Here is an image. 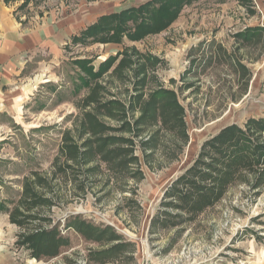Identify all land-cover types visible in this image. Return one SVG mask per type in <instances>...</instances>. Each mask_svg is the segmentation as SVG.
Instances as JSON below:
<instances>
[{"label": "rangeland", "instance_id": "374dc122", "mask_svg": "<svg viewBox=\"0 0 264 264\" xmlns=\"http://www.w3.org/2000/svg\"><path fill=\"white\" fill-rule=\"evenodd\" d=\"M147 1L8 5L24 25L54 8L109 13ZM256 27L264 28V0H194L142 40L77 43L57 60L39 57L0 113V264H264V161L238 165L217 201L210 190L220 189L205 179L223 169L210 141L264 118V31L243 36ZM111 56L96 79L75 64L93 59L97 69ZM160 90L184 108L179 121L151 117L146 104ZM186 178L211 198L199 200ZM170 190L203 208L186 213L181 198L172 207ZM50 231L64 243L34 258L31 236Z\"/></svg>", "mask_w": 264, "mask_h": 264}, {"label": "trees", "instance_id": "16d2710c", "mask_svg": "<svg viewBox=\"0 0 264 264\" xmlns=\"http://www.w3.org/2000/svg\"><path fill=\"white\" fill-rule=\"evenodd\" d=\"M193 1L194 0H149L144 4L131 9L122 10L118 13L105 14L100 17L96 23L90 25L85 31H83L81 35L75 36L73 43H80L87 46L91 43L104 44L109 42L118 44L119 42L122 43L125 37L129 41L133 42L142 40L150 33L161 32L166 26L177 19V16L181 13V10L185 6L191 5ZM4 2L9 4L10 0H4ZM263 31L264 28H251L243 32V36L245 39H251ZM116 57L117 56L109 57L108 60H106L104 64H101L97 69H95L96 67L93 63V59H76L75 64L81 68L82 72L87 75L89 74L93 79H96L102 76V73H104L105 70L108 69L115 60H117ZM84 84L85 86L88 85L87 82ZM168 95L173 97V99L170 100V98L167 103L163 104L162 101L164 102ZM174 97L175 94L171 90H160L152 94L149 103L146 105L149 108L153 107V111L151 113L153 120H157L159 116H161L162 119H165L167 116L168 120L174 119L177 117V114L184 111L182 105L180 103L178 104ZM171 106L176 108L175 112H173V108ZM169 113L172 114V117L169 116ZM147 115L144 117L149 118L150 115ZM177 120L179 121L178 117ZM180 120H183V118L181 117ZM263 137L264 118L250 119L247 122L245 129L236 125L225 127L217 137L213 138V141H210V145L214 147L217 153H219L222 157V161L218 160L217 163H222L223 169H216L220 174L218 176L213 173H205V179L213 181L211 186L213 188L218 187L220 191H218L215 195L213 189L210 190L207 188L208 186H203L200 181H197L195 178L191 180L186 178L185 185L189 186L192 190L194 189L193 191L199 194V200H209L211 197L208 194V190H210L212 191V198L214 197L212 200L217 201L223 193L224 186L226 187V185L234 178L233 171H237L239 169L238 165H247L252 167V164L256 163L260 165L264 161ZM215 141L220 144V146L217 145L219 147L215 146L218 144ZM208 169L212 172L214 171L211 166L208 167ZM171 191L172 190L169 191L168 195H170L171 201L169 203L172 207L173 205L179 206L180 204L178 201L181 198L182 202L187 204L186 207H184L187 210L183 209L186 213L194 211L198 206L201 209L203 208V206L197 202L198 200L196 202H192L191 205L186 202V200H192L191 193L183 190H177L174 194ZM1 204L2 202H0V210H5ZM80 225L81 229L83 227L90 229L91 227V225H88V223L84 221H81ZM81 229H79V232H82ZM83 233H85V231ZM52 234L53 232L50 231V233L47 234L43 233L39 236H37V234L31 236L34 238L32 241L38 239L39 243L36 247L31 245L34 247V253L36 252V249H38L39 252L34 254V258L37 256L40 257V254L48 251L50 247L57 250L58 247L64 243L62 238L55 237V235ZM117 247L118 246H114L111 250Z\"/></svg>", "mask_w": 264, "mask_h": 264}, {"label": "crops", "instance_id": "0c3cea01", "mask_svg": "<svg viewBox=\"0 0 264 264\" xmlns=\"http://www.w3.org/2000/svg\"><path fill=\"white\" fill-rule=\"evenodd\" d=\"M121 11L108 13L104 8L94 7L88 12L76 13L54 8L43 16L30 17L23 25L14 17L13 9L0 0V113L8 103V92L26 84L32 73L31 65L35 61L41 63L37 60L39 57L49 55L57 60L63 49L76 45L75 36L81 35L103 15ZM23 98L17 99L19 111Z\"/></svg>", "mask_w": 264, "mask_h": 264}]
</instances>
